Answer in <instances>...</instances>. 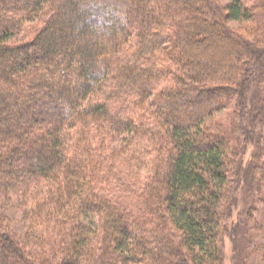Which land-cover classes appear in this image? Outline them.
Here are the masks:
<instances>
[{
  "label": "trees",
  "instance_id": "16d2710c",
  "mask_svg": "<svg viewBox=\"0 0 264 264\" xmlns=\"http://www.w3.org/2000/svg\"><path fill=\"white\" fill-rule=\"evenodd\" d=\"M225 231L264 264V0H0V264H223Z\"/></svg>",
  "mask_w": 264,
  "mask_h": 264
},
{
  "label": "rangeland",
  "instance_id": "374dc122",
  "mask_svg": "<svg viewBox=\"0 0 264 264\" xmlns=\"http://www.w3.org/2000/svg\"><path fill=\"white\" fill-rule=\"evenodd\" d=\"M219 1L223 4H225L229 0H219ZM230 25L236 29H239V30L241 29V24L231 23ZM30 36H31L30 32L24 33V34H21L20 36L16 37V39H17V41H21V40H24ZM249 205H250L249 199H247V197L245 195V187H244L238 193V200L235 203H233V205H232L231 217H230L229 223H228V225L230 227L232 226V224L240 222V220L245 221L248 219V217L245 216V214H246L245 211ZM8 214L12 218V222L14 221V223H12L11 230L14 232L22 233L24 231L23 230L24 224L21 220L22 211L21 210H17V211L9 210ZM232 237L233 236L231 234H228L227 231H225V233H223V241H224L223 264H241L240 263L241 260H239V258L237 257V251L235 249L236 244H235ZM245 263L246 264H262L257 259H254V258L247 259V261H245Z\"/></svg>",
  "mask_w": 264,
  "mask_h": 264
}]
</instances>
